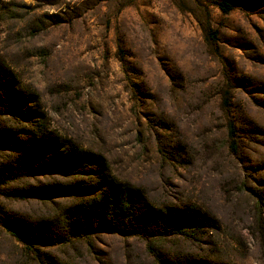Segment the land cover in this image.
<instances>
[{"label":"rangeland","instance_id":"1","mask_svg":"<svg viewBox=\"0 0 264 264\" xmlns=\"http://www.w3.org/2000/svg\"><path fill=\"white\" fill-rule=\"evenodd\" d=\"M221 1L0 0V264H264V0Z\"/></svg>","mask_w":264,"mask_h":264},{"label":"trees","instance_id":"2","mask_svg":"<svg viewBox=\"0 0 264 264\" xmlns=\"http://www.w3.org/2000/svg\"><path fill=\"white\" fill-rule=\"evenodd\" d=\"M217 5L219 8L225 12L228 13L233 10L234 5L230 3L228 0H223L221 2H218ZM213 37H216L215 32H211ZM0 107L5 108V102H0ZM228 135L230 138V147L231 150L236 151L237 150V144L234 141V128L232 123L228 125ZM12 168L10 169L9 166L2 170L0 173V178H4L5 181H7L8 177L11 172L14 169V166L16 164V161H14ZM108 196V195H107ZM107 196L104 195L103 201L108 200L106 198ZM120 203L116 205V200L113 203L112 211L111 213L105 214L106 217L110 220V223L113 225H117L119 228H122L121 231L127 232L131 229L137 228L140 230V232L147 236V238L154 237L153 235L159 234H174V235H185L190 236L194 233H191V230H194L196 234L202 229L199 226V222L197 221L198 216L196 217V214L190 212L187 216V218H182L172 216V212L169 211V213H165L160 210H155L152 207H147L144 210L140 209L138 207L137 200L135 196L132 194L126 192L120 196ZM116 199V197H114ZM87 208L83 210L82 214H90L92 208L90 205L86 206ZM75 217V218H74ZM83 223L82 216H73L69 218L66 229H68L69 233H75L74 231L77 230L76 236H79V231L81 228H73L74 225H81ZM8 232L14 236L18 241L23 242L26 244V239L23 237V235L15 228H6ZM109 231H114L117 228H108ZM60 240V238L58 239ZM150 249L152 250L153 244L150 243ZM27 249L29 253L33 255V259L37 261L40 264H47L44 255H42L40 252H38L35 249L34 245L27 246Z\"/></svg>","mask_w":264,"mask_h":264}]
</instances>
